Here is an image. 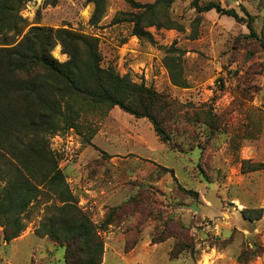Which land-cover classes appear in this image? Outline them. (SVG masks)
I'll return each instance as SVG.
<instances>
[{"label": "rangeland", "instance_id": "374dc122", "mask_svg": "<svg viewBox=\"0 0 264 264\" xmlns=\"http://www.w3.org/2000/svg\"><path fill=\"white\" fill-rule=\"evenodd\" d=\"M106 1L103 17L94 23L93 1L31 0L21 11L26 25L17 36L21 40L34 25L96 36L104 66L174 100L171 143L148 118L118 106H95L79 119V129L51 138L79 205L99 226L111 208L126 209L117 227L101 231L109 255L105 264H179L167 257L180 251L176 245L188 255L181 264H264V169L242 168L245 159L264 163V0H199L220 3L239 18L216 9L199 12L191 0H176L169 15L182 27H150L154 42L132 35V23L114 21L135 11L128 1ZM53 55L68 59L61 44ZM166 56L180 65L187 86L172 81ZM133 198L140 201L130 209ZM47 201L35 202L26 230L9 244L0 225V264L64 262L65 248L36 234L53 213ZM245 208L253 218L261 208L263 214L248 220ZM223 225L233 228L230 236H221ZM162 239L167 244L152 250ZM136 246L147 251L133 252Z\"/></svg>", "mask_w": 264, "mask_h": 264}, {"label": "trees", "instance_id": "16d2710c", "mask_svg": "<svg viewBox=\"0 0 264 264\" xmlns=\"http://www.w3.org/2000/svg\"><path fill=\"white\" fill-rule=\"evenodd\" d=\"M30 1L0 0V225L4 226L3 239L9 244L18 238L27 228L25 219L31 207L46 198L47 202H52L46 206L53 213L36 229V234L50 237L65 248L62 264H102L105 242L101 231L111 225L118 226L120 213L125 214L126 209L109 207L104 223L99 226L79 205L60 159L51 147V138L71 128L79 129V119L95 106H118L135 117L148 118L161 139L171 143L168 129L174 117L169 114L174 100L129 75H121L113 65L104 66L96 36L65 27L34 25L18 41L17 36L26 25L21 11ZM90 1L95 3L92 22L97 23L106 11L107 1ZM126 1L135 11L122 12L114 21L132 23V35L154 42L150 27L157 30L182 27L169 15L176 0ZM58 2L46 0L50 5ZM191 2L199 12L216 9L239 18L234 11L224 10L220 3ZM247 24L250 34L255 36L253 17H249ZM58 44L68 56L66 61L53 55ZM262 46L264 48V40ZM172 60L166 56L172 81L187 86V81L180 77V65ZM242 168L246 172L262 170L264 163L245 159ZM132 200L135 204H131L130 209L140 201ZM257 212L255 218L248 208L242 214L245 219L254 220L262 216L263 208ZM174 247L180 251L170 254L171 260L181 263L183 259L188 260L181 245Z\"/></svg>", "mask_w": 264, "mask_h": 264}, {"label": "crops", "instance_id": "0c3cea01", "mask_svg": "<svg viewBox=\"0 0 264 264\" xmlns=\"http://www.w3.org/2000/svg\"><path fill=\"white\" fill-rule=\"evenodd\" d=\"M86 190L87 191H89V192H91V190L89 189V188H87L86 187ZM102 192H106V191H102ZM98 195H100V194H98ZM83 200H85L84 198H83ZM102 217H103V215H102ZM112 226V225H111ZM110 226V227H111ZM115 227V226H114ZM117 227V226H116ZM117 229V228H116ZM167 241H165V242H161V243H153L152 244V250H156V249H160V247L162 246V245H164V244H167L166 243ZM149 243V242H148ZM152 243V242H151ZM137 247L138 246H136L132 251L133 252H135V251H137L138 249H137ZM144 252V251H147L144 247H142V249H139L138 250V252ZM167 257H168V260H170V261H173V260H171V258H170V256H169V254L167 253ZM109 258V255L107 254V247H106V251H105V261L103 262V264H105L106 263V261H107V259ZM134 258V260H137V257L135 258V257H133ZM175 261H177V260H175ZM178 264V263H177ZM179 264H181V263H179Z\"/></svg>", "mask_w": 264, "mask_h": 264}, {"label": "water", "instance_id": "95a60500", "mask_svg": "<svg viewBox=\"0 0 264 264\" xmlns=\"http://www.w3.org/2000/svg\"><path fill=\"white\" fill-rule=\"evenodd\" d=\"M220 233L222 237H228L233 233V228L230 226L223 225L220 228Z\"/></svg>", "mask_w": 264, "mask_h": 264}, {"label": "bare ground", "instance_id": "6f19581e", "mask_svg": "<svg viewBox=\"0 0 264 264\" xmlns=\"http://www.w3.org/2000/svg\"><path fill=\"white\" fill-rule=\"evenodd\" d=\"M58 48H60V47L58 46Z\"/></svg>", "mask_w": 264, "mask_h": 264}]
</instances>
